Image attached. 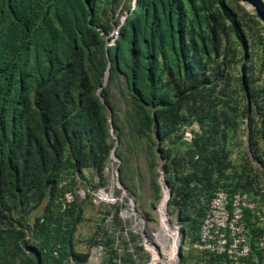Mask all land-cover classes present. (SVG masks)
Returning a JSON list of instances; mask_svg holds the SVG:
<instances>
[{
  "label": "trees",
  "instance_id": "trees-1",
  "mask_svg": "<svg viewBox=\"0 0 264 264\" xmlns=\"http://www.w3.org/2000/svg\"><path fill=\"white\" fill-rule=\"evenodd\" d=\"M119 6L0 0V228L12 227L0 230V264L76 256L67 232L79 211L73 202L60 212L61 197L84 170L103 176L114 146L110 83L127 96L136 134L148 143L152 134L159 139L164 170L174 171L177 183L167 205L177 207L184 226L199 231L202 200L208 205L217 190L259 184L250 164L240 169L229 160L243 116L250 149L258 123L264 127V82L246 64L238 67L246 41L239 10L229 0H126L116 17ZM192 124L198 131L183 141L184 126ZM45 199L31 244L18 225ZM57 243L58 261L50 255Z\"/></svg>",
  "mask_w": 264,
  "mask_h": 264
},
{
  "label": "rangeland",
  "instance_id": "rangeland-1",
  "mask_svg": "<svg viewBox=\"0 0 264 264\" xmlns=\"http://www.w3.org/2000/svg\"><path fill=\"white\" fill-rule=\"evenodd\" d=\"M119 2L116 17L123 16L125 13L123 4L126 0H119ZM229 3L239 10L246 39L244 43H240L243 56L238 67H241L243 63L251 67V71L259 79L257 83H262L264 82V1L229 0ZM108 87L110 89L109 100L114 107V109L108 107V117L111 118L112 123L110 134L115 149L114 155L110 154L108 157L102 177L95 170L87 169L83 171L82 176L80 175L81 178L79 177L81 184L78 187L76 183L71 186V188H78L75 203L79 218L72 232L69 235L67 232L69 243L76 256L69 254L67 258L70 257L77 263L87 264H149L151 256L143 246L140 234L142 231L144 236L157 246L162 264H169L168 261L172 255V237L166 233V227L163 226L159 216L160 210L163 209L164 217H167L164 208L167 193L165 184L160 179V173L163 174L166 185L171 188L172 185H177L173 177L174 171L165 172L164 160L157 149L159 139L155 134H152L154 140H150L149 143L145 136L139 137L136 134L133 115L125 93L113 83L108 84ZM122 87L125 88L124 84ZM113 112L116 126L113 123ZM242 118L235 138L229 142V160H232L240 169L242 166L251 165L252 168H249L248 173L250 176H256L259 184L244 192L252 195L264 210V127L263 123H258L255 128L253 152L249 146L248 121L244 116ZM198 129L197 124L184 126L182 140L190 142L193 133ZM169 144H162V146ZM148 146L154 151V156L150 154ZM259 160L262 161L263 166ZM65 179L69 180L68 175ZM87 188L90 191L111 189L121 201L112 204L94 203L92 195L86 191ZM125 188L127 196L123 194ZM80 189H83L85 194L81 195ZM47 202L48 200L45 199L23 220H20L21 224L18 222L20 218L15 215V224L18 223L24 233L23 240L31 244L36 243L37 239L33 236V229L36 220L43 214ZM202 202L204 206H207L205 200ZM124 209L128 211V218L127 212L123 213L124 218L120 216V211ZM167 209L170 222L172 224L177 222L180 225V261L176 264H201L200 254L191 245L198 231H192L188 225L184 226L177 207L168 204ZM196 215L192 213L191 217H196ZM182 217H185V213ZM247 223L251 241H255V237L264 229V223H257L250 214ZM11 228V226L6 228L3 225L0 230L7 233L6 230ZM99 244L103 247L100 256L94 253L96 245ZM64 248L65 244H63ZM24 249L25 254L29 256L28 250ZM260 258L259 253L255 252L248 264H259Z\"/></svg>",
  "mask_w": 264,
  "mask_h": 264
},
{
  "label": "built area",
  "instance_id": "built-area-1",
  "mask_svg": "<svg viewBox=\"0 0 264 264\" xmlns=\"http://www.w3.org/2000/svg\"><path fill=\"white\" fill-rule=\"evenodd\" d=\"M77 189L74 188L72 191H65L63 193L59 208L60 212L64 213L70 208L71 204L77 198ZM86 191L92 195L94 203L107 202L112 204L121 201L114 195L111 189L90 191L87 188ZM80 194H85V191L80 189ZM124 195L126 194L124 193ZM126 211L127 209L120 211L122 218L125 217L123 213ZM263 211L260 203L249 193L243 191L229 193L223 189L217 190L209 200L199 227L198 240L193 244L197 252L202 256L201 263L210 264L209 262L213 261L214 264H248L249 259L253 257L255 252H258L261 257L259 264H264V231L255 237V244L253 246L248 233L246 219L247 214H250L256 222L263 224ZM173 224H176L180 231L179 223L174 222ZM140 234L142 236L143 232L141 231ZM180 244L178 251H180ZM60 248V243H57L51 250L50 255L53 260H60ZM102 251V245H96L95 255L100 256ZM95 258L97 257L95 256ZM178 259L179 252L177 262ZM56 264L87 263H77L71 258H62Z\"/></svg>",
  "mask_w": 264,
  "mask_h": 264
},
{
  "label": "bare ground",
  "instance_id": "bare-ground-1",
  "mask_svg": "<svg viewBox=\"0 0 264 264\" xmlns=\"http://www.w3.org/2000/svg\"><path fill=\"white\" fill-rule=\"evenodd\" d=\"M167 185H165V188H166V197H165V200H164V204H165V211H166V214H167V217H164V213H163V209L160 210L159 212V216L162 220V224L163 226L166 227V230H167V234L170 235L172 237V255L170 257V260L168 261L169 264H176L177 262V256H178V250H179V244H180V231L177 227L176 224H172L169 220V217H168V212H167V202H168V190H167ZM126 191V190H125ZM124 191V193H125ZM123 193V194H124ZM126 194V193H125ZM128 194V193H127ZM126 194V196H127ZM127 212V216H128V211ZM145 234H142V242H143V246L145 247V249L150 253V261H149V264H162V260L160 258V252L159 250L156 248L157 246L154 245L152 242H150L148 240V238L146 236H144Z\"/></svg>",
  "mask_w": 264,
  "mask_h": 264
},
{
  "label": "water",
  "instance_id": "water-1",
  "mask_svg": "<svg viewBox=\"0 0 264 264\" xmlns=\"http://www.w3.org/2000/svg\"><path fill=\"white\" fill-rule=\"evenodd\" d=\"M109 64H110V62H109ZM109 66V65H108ZM107 76H108V68H107V71H106V75H105V78H104V82H103V85L99 88V91L104 87V85L106 84V82H107ZM100 99L103 101V97L102 96H100ZM110 115H111V112H110ZM109 122H110V125H112V123H111V118L109 119ZM114 148H113V150H112V154L111 155H114ZM161 174V176H160V179H162L163 180V175H162V173H160ZM160 181V180H159ZM119 185V184H118ZM126 189V188H125ZM167 190H168V197L170 196V194H171V190H170V188H167Z\"/></svg>",
  "mask_w": 264,
  "mask_h": 264
},
{
  "label": "clouds",
  "instance_id": "clouds-1",
  "mask_svg": "<svg viewBox=\"0 0 264 264\" xmlns=\"http://www.w3.org/2000/svg\"><path fill=\"white\" fill-rule=\"evenodd\" d=\"M191 140V139H190ZM163 175V174H162ZM163 180H164V177H163ZM78 182H77V187L81 184L80 183V179L78 178V180H77ZM164 183H165V181H164ZM165 185H166V183H165ZM161 186V185H160ZM167 187V186H166ZM167 188H169V187H167ZM161 190H162V188H161ZM171 190V189H170ZM171 195V194H170ZM62 198V197H61ZM169 198H170V196H169ZM168 198V199H169ZM75 201H76V199H75ZM74 201V202H75ZM169 201V200H168ZM73 204V203H72ZM167 208H168V205H167ZM194 243H191V245H193ZM193 248H195L194 246H193ZM65 259H68V258H65ZM178 261H180V257H179V259H178ZM202 264V263H201Z\"/></svg>",
  "mask_w": 264,
  "mask_h": 264
},
{
  "label": "crops",
  "instance_id": "crops-1",
  "mask_svg": "<svg viewBox=\"0 0 264 264\" xmlns=\"http://www.w3.org/2000/svg\"><path fill=\"white\" fill-rule=\"evenodd\" d=\"M70 257H68V259H69ZM200 259H201V261H202V256L200 255ZM211 260V259H210ZM210 264H214L213 263V261H211V262H209Z\"/></svg>",
  "mask_w": 264,
  "mask_h": 264
}]
</instances>
